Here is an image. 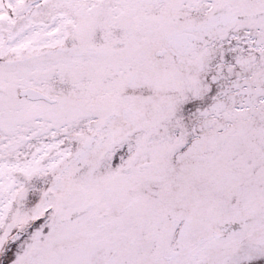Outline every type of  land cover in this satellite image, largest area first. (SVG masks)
I'll return each mask as SVG.
<instances>
[{"label": "snow or ice", "instance_id": "6c2138e0", "mask_svg": "<svg viewBox=\"0 0 264 264\" xmlns=\"http://www.w3.org/2000/svg\"><path fill=\"white\" fill-rule=\"evenodd\" d=\"M0 264H264V0H0Z\"/></svg>", "mask_w": 264, "mask_h": 264}]
</instances>
